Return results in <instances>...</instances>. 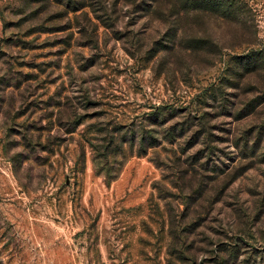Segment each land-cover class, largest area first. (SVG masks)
Returning a JSON list of instances; mask_svg holds the SVG:
<instances>
[{
	"label": "rangeland",
	"instance_id": "obj_1",
	"mask_svg": "<svg viewBox=\"0 0 264 264\" xmlns=\"http://www.w3.org/2000/svg\"><path fill=\"white\" fill-rule=\"evenodd\" d=\"M235 1L0 0V264H264V0Z\"/></svg>",
	"mask_w": 264,
	"mask_h": 264
},
{
	"label": "trees",
	"instance_id": "obj_2",
	"mask_svg": "<svg viewBox=\"0 0 264 264\" xmlns=\"http://www.w3.org/2000/svg\"><path fill=\"white\" fill-rule=\"evenodd\" d=\"M151 10L153 12H158L161 8L163 9V13H167L170 17H175L179 15H191L193 13L194 18L198 16H203L204 12L211 10L225 9L228 10L229 7L234 6L236 4L235 0H150ZM209 6L211 8H209ZM199 47V48H197ZM194 48L202 49L203 46H197ZM188 48V47H186ZM192 49V48H190ZM253 63L259 65L261 67L260 62H256L258 57H253ZM260 60V58H259ZM256 65V66H257Z\"/></svg>",
	"mask_w": 264,
	"mask_h": 264
}]
</instances>
